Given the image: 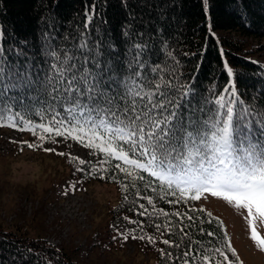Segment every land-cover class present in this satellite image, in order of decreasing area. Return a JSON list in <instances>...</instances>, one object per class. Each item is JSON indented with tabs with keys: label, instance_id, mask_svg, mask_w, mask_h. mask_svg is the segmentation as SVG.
Segmentation results:
<instances>
[{
	"label": "trees",
	"instance_id": "1",
	"mask_svg": "<svg viewBox=\"0 0 264 264\" xmlns=\"http://www.w3.org/2000/svg\"><path fill=\"white\" fill-rule=\"evenodd\" d=\"M255 40H264V0H0V111L5 117L18 112L33 124L51 119L39 82L49 70L47 50L55 48L61 55L73 56L77 69L83 65L97 74L110 96L123 92L113 81L123 82L137 72L141 79L170 81L169 96L180 105L177 111L185 123L208 119L217 107L215 99L227 95L225 88L231 91L234 87L236 113L247 109L259 136L260 124H264V63L252 57L264 44L256 46ZM85 41L87 48H81ZM16 123L23 126L19 119ZM105 159L74 164L73 169L82 179L115 186L119 202L109 210L110 222L153 237L154 243L139 239L153 254V264H206L200 257L213 255L216 248L229 254L219 219L206 210L191 211L203 209L194 207L192 201L168 203L175 197L161 198L158 182L144 187L154 179L147 174L133 188L131 179L114 167L118 161ZM145 197H151L156 209L170 214L187 212L194 219L157 216ZM168 221L170 230L155 227ZM164 239L172 245L163 244ZM186 251L192 255L184 256ZM222 261L219 253L213 255L212 264ZM0 264L82 262L43 236L0 223Z\"/></svg>",
	"mask_w": 264,
	"mask_h": 264
},
{
	"label": "snow or ice",
	"instance_id": "2",
	"mask_svg": "<svg viewBox=\"0 0 264 264\" xmlns=\"http://www.w3.org/2000/svg\"><path fill=\"white\" fill-rule=\"evenodd\" d=\"M80 47L87 48L86 41ZM47 56L49 70L39 82V88L46 94L45 102L51 119L33 124L18 112L5 117L0 111V127L16 128V120L19 119L23 124L19 130L30 131L41 141L50 139L55 143V137L77 141L102 153L106 158L104 162L118 161L114 167L131 179L133 188L137 180H146L144 174L154 178L144 187L150 188L152 183L158 182L163 194L161 198L175 197L168 200L170 204H187L202 197L206 199L205 193L223 199L244 216L250 227L251 239L264 251V235L261 234L264 231V124H260V135L256 136L249 119L252 114L247 109L236 113L234 87L231 91L225 88L227 95L215 99L217 107L208 119L185 123L177 111L180 105L169 96L170 81L163 78L141 79V74L137 72L123 82L113 81L123 88V92L110 96L101 87L102 80L97 74L83 65L76 68L73 56L66 52L61 55L55 48H49ZM87 62L85 59V64ZM228 72L231 75L230 68ZM2 76L0 68V82ZM162 88L165 90L161 91ZM41 119H44L43 112ZM79 163L85 161L79 160ZM123 190L127 192L128 186L124 185ZM145 199L153 205V213L157 216L175 215L188 221L194 219L187 212L170 214L156 209L151 197ZM140 208L143 209L144 205L141 204ZM155 227L157 230L161 227L170 230L172 223L168 221ZM180 231L184 236L188 235L183 227ZM136 238L155 242L151 236L133 237ZM162 243L172 245L173 242L164 239ZM174 246L179 247L178 244ZM226 247L235 257V264H242L230 241ZM160 251L164 254L163 249ZM215 253L223 257L220 264H234L222 249L216 248L213 255ZM190 255L191 252H184V256ZM213 255L205 254L200 258L206 264H212Z\"/></svg>",
	"mask_w": 264,
	"mask_h": 264
},
{
	"label": "rangeland",
	"instance_id": "3",
	"mask_svg": "<svg viewBox=\"0 0 264 264\" xmlns=\"http://www.w3.org/2000/svg\"><path fill=\"white\" fill-rule=\"evenodd\" d=\"M252 58L264 63V49ZM19 127H0V223L43 236L82 264H153V254L133 239L142 235L137 229L110 222L109 210L119 202L115 186L82 179L73 169L79 160L103 161L104 155L63 137L41 141ZM204 195L191 204L221 221L242 264H264V251L251 239L244 216L223 199Z\"/></svg>",
	"mask_w": 264,
	"mask_h": 264
}]
</instances>
